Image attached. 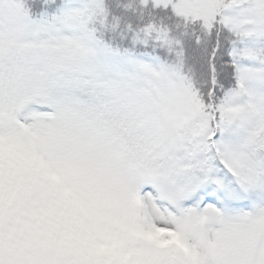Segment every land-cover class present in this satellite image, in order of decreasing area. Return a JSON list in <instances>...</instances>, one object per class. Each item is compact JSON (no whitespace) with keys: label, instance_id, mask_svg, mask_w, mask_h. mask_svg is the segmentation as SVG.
Listing matches in <instances>:
<instances>
[{"label":"snow or ice","instance_id":"obj_1","mask_svg":"<svg viewBox=\"0 0 264 264\" xmlns=\"http://www.w3.org/2000/svg\"><path fill=\"white\" fill-rule=\"evenodd\" d=\"M0 264H264V0H0Z\"/></svg>","mask_w":264,"mask_h":264}]
</instances>
